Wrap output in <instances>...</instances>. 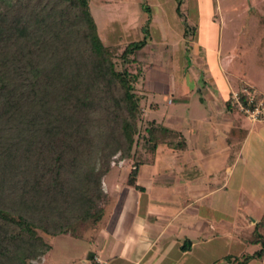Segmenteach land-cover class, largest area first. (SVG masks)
<instances>
[{"label": "trees", "instance_id": "trees-1", "mask_svg": "<svg viewBox=\"0 0 264 264\" xmlns=\"http://www.w3.org/2000/svg\"><path fill=\"white\" fill-rule=\"evenodd\" d=\"M89 1L0 0V264L39 263L53 238L98 229L110 164L127 162L125 183L136 188V169L152 162L156 146L182 141L143 119L136 85L146 65L134 55L146 45L148 19L118 53L99 39ZM248 244L258 249L225 263L264 257L262 222ZM189 247L183 241L180 250ZM85 258L97 264L92 252Z\"/></svg>", "mask_w": 264, "mask_h": 264}, {"label": "crops", "instance_id": "crops-1", "mask_svg": "<svg viewBox=\"0 0 264 264\" xmlns=\"http://www.w3.org/2000/svg\"><path fill=\"white\" fill-rule=\"evenodd\" d=\"M203 4L207 6V2ZM258 6L263 10L259 23H264V0H259ZM152 7L157 9L156 14ZM152 7H148V15L155 25L157 40L150 48L149 23L144 46L147 58L142 62L146 69L139 81L144 96L143 116L146 108H157L152 99L161 87L156 85L155 73L169 71L152 66L150 60L156 62L163 47L169 55L168 30L159 22L166 24L172 14L181 18L188 9L182 1L177 15L175 0ZM207 32L205 35H209ZM194 33L195 30L193 36ZM217 36L213 49L194 43L190 64L206 80L202 88H197L204 97L191 101V111H183L192 98L191 88L183 90L180 81L169 83L168 88L164 85L179 103L165 112L163 122L158 124L178 132L182 141L156 146L152 162L136 169V188L125 183L126 177L119 182L112 170L102 179L108 202L98 226V244L105 237L111 240L106 261L93 253L99 264H226L225 257L245 253L254 226L264 224V122H248L227 103L232 92L247 88L264 98V67H245L242 55L222 57V35L219 32ZM257 37L264 39V33ZM181 38L184 40L183 33ZM203 51L215 57L216 72L206 64ZM212 71L219 79L217 84ZM166 105H172L171 101ZM183 241L190 242L186 251L180 250ZM252 261L264 264V257Z\"/></svg>", "mask_w": 264, "mask_h": 264}, {"label": "rangeland", "instance_id": "rangeland-1", "mask_svg": "<svg viewBox=\"0 0 264 264\" xmlns=\"http://www.w3.org/2000/svg\"><path fill=\"white\" fill-rule=\"evenodd\" d=\"M168 1L170 0H90L89 7L99 39L104 45L117 46L119 53L126 44L137 41L142 37L141 29H143L142 27L147 19V27L144 28L148 31L150 23V48H153L155 40H157V34L155 33V25L152 24L153 20H149L150 15H148V12L153 5ZM171 1L173 2V0ZM180 1L188 5V9L183 11V16L175 18V14H172V20L166 24L159 22L161 26L167 28L165 31L168 30L167 53L170 57L165 54V48L163 47L156 57V62L153 61V58L150 60L152 66L156 65L157 68H166L169 71L155 73L158 76L157 78L154 76V79L156 82L158 81L156 85L161 87V92L156 93L152 99L157 108L153 111L146 108L143 116L144 121L154 120L157 123H162L165 112H169L173 109L174 104L179 103L178 99L169 94L170 92L165 91L166 86L168 88L169 83H173V81H180L185 91L191 88L192 98L190 103L188 102V108L184 107L183 111L189 112V105H193L191 101L198 102L200 98L204 97L203 94L197 93V88L203 87L202 82L206 80V76L198 71L194 64H190L194 53V43L213 49L216 46L217 35L220 32L222 35L220 40L222 57L233 54L242 55L246 60L245 67L257 66L258 69L264 67V39L257 37V35L264 33V23H259L258 20L263 11L258 6L259 0ZM203 2H207V6ZM152 10L153 13L155 12L154 14L157 13L156 8L152 7ZM190 29L193 31L191 32ZM205 32L209 35H205ZM182 33L184 40L181 38ZM191 37H193V43H190L192 42ZM203 53L206 64L214 69L215 57L207 51H203ZM257 54L259 57L255 56ZM134 58L138 61L141 60V63L144 62V59L147 58V48L136 52ZM115 63L118 69L119 63ZM234 65L233 63L232 66ZM234 68L236 70L235 66ZM214 71L210 74L217 84L219 79L215 73L216 71ZM191 82L197 86L191 85ZM140 84L138 82L136 88L141 91ZM167 101H171L172 105H166ZM140 126L143 127V123H140ZM129 169L130 165L125 161L110 164V171L116 172L117 176L115 178H118L119 182L125 179ZM116 209H113L115 214ZM77 229L76 231L80 234V237L75 238L64 235L53 238L50 243V251L41 258L39 263L34 264H89L85 258L89 252L96 253L101 261H106L108 254L106 252L111 239L109 237V239L107 237L102 238L101 243L98 244V240H100L99 229L89 224L78 226ZM105 239L106 241H104ZM257 249L258 246L249 245L246 247L245 253L250 254ZM94 262L99 264L96 259H94ZM206 264L219 263L214 261ZM248 264L257 263L252 261Z\"/></svg>", "mask_w": 264, "mask_h": 264}, {"label": "built area", "instance_id": "built-area-1", "mask_svg": "<svg viewBox=\"0 0 264 264\" xmlns=\"http://www.w3.org/2000/svg\"><path fill=\"white\" fill-rule=\"evenodd\" d=\"M239 94L247 98L246 106H243L239 100ZM231 106H235L237 112L242 114L244 118L250 122H264V98L254 99L253 94L246 89H241L237 92H232L228 99Z\"/></svg>", "mask_w": 264, "mask_h": 264}]
</instances>
